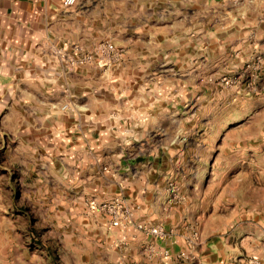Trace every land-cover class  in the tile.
<instances>
[{
    "label": "clouds",
    "instance_id": "1",
    "mask_svg": "<svg viewBox=\"0 0 264 264\" xmlns=\"http://www.w3.org/2000/svg\"><path fill=\"white\" fill-rule=\"evenodd\" d=\"M0 264H264V0H0Z\"/></svg>",
    "mask_w": 264,
    "mask_h": 264
}]
</instances>
